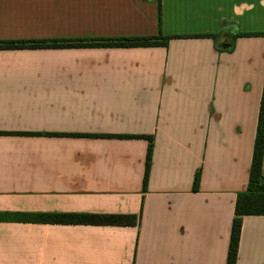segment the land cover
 <instances>
[{
	"label": "crops",
	"instance_id": "crops-1",
	"mask_svg": "<svg viewBox=\"0 0 264 264\" xmlns=\"http://www.w3.org/2000/svg\"><path fill=\"white\" fill-rule=\"evenodd\" d=\"M161 1L164 35L222 34L166 47L0 50V264H226L264 37L226 50L237 31L264 32V0ZM157 33V0H0V41ZM144 137L153 139L145 189ZM74 214L136 223L39 218ZM235 264H264V216L242 218Z\"/></svg>",
	"mask_w": 264,
	"mask_h": 264
},
{
	"label": "trees",
	"instance_id": "trees-1",
	"mask_svg": "<svg viewBox=\"0 0 264 264\" xmlns=\"http://www.w3.org/2000/svg\"><path fill=\"white\" fill-rule=\"evenodd\" d=\"M162 1L157 0V28L158 33L153 37H134V38H79V39H55L45 41H0V50H20V49H68V48H88V47H166L170 39L180 38H209L214 42L220 37L221 30L214 33L204 34H186V35H164L162 32ZM224 24L220 25V28ZM241 37H264V32L241 33L239 31L229 36L231 47L226 51L233 50L234 42ZM219 50V49H218ZM222 51V50H219ZM17 135H27L19 133ZM110 138H121L120 136H110ZM148 146L145 158V168L143 177V189L146 187L152 156L153 139L144 137ZM264 151V77L262 86V95L257 117L255 139L251 165L249 169L248 184L244 192L237 195L234 217L231 223L230 241L227 250L226 264H235L238 242L240 236L242 218L245 216H264V178L262 176V158ZM200 179V170L194 175L193 190L198 188ZM43 223H63V224H92V225H134L135 216L124 215H42L39 217Z\"/></svg>",
	"mask_w": 264,
	"mask_h": 264
}]
</instances>
